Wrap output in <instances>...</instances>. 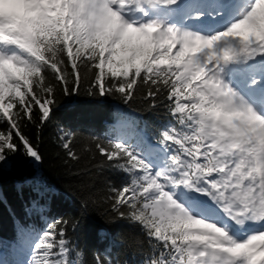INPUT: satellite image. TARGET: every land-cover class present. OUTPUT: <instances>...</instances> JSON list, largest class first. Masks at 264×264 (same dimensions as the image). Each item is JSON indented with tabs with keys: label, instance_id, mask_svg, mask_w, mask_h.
<instances>
[{
	"label": "snow or ice",
	"instance_id": "1",
	"mask_svg": "<svg viewBox=\"0 0 264 264\" xmlns=\"http://www.w3.org/2000/svg\"><path fill=\"white\" fill-rule=\"evenodd\" d=\"M82 68L101 95L168 102L155 135L124 117L95 145L132 176L112 206L144 230L143 264H264V0H0V166L21 147L41 160L22 123L54 115L49 74L68 93ZM66 223L25 264H82Z\"/></svg>",
	"mask_w": 264,
	"mask_h": 264
},
{
	"label": "trees",
	"instance_id": "2",
	"mask_svg": "<svg viewBox=\"0 0 264 264\" xmlns=\"http://www.w3.org/2000/svg\"><path fill=\"white\" fill-rule=\"evenodd\" d=\"M94 76V69L82 68L78 90L66 93L49 74L55 89L54 115L41 123L36 109L34 119L22 123L41 160L21 147L8 153L7 163L0 166V264H25L29 245L58 220L68 222L63 225L65 239L80 253L82 264H96L97 258L106 264H143L148 258L150 242L142 227L127 216L121 218L112 206L111 189L130 183L132 176L109 166L95 145L115 139L124 117L147 125L155 135L172 119L168 102L161 96L153 107L148 87L141 85L126 104L118 93L99 94ZM69 140L78 159L63 147ZM29 233L34 236L17 238Z\"/></svg>",
	"mask_w": 264,
	"mask_h": 264
},
{
	"label": "bare ground",
	"instance_id": "3",
	"mask_svg": "<svg viewBox=\"0 0 264 264\" xmlns=\"http://www.w3.org/2000/svg\"><path fill=\"white\" fill-rule=\"evenodd\" d=\"M12 217H13V216H11V218H12ZM7 219H8V218H7ZM38 227H39L40 229H43V228H44V226H39V225H38ZM18 236H19V237H18ZM18 236H17V238H20V237L23 238L24 236H26V237H32V236H34V235L31 234V233H29V234H27V235H26V234H23V236H22V234H20V235H18Z\"/></svg>",
	"mask_w": 264,
	"mask_h": 264
},
{
	"label": "rangeland",
	"instance_id": "4",
	"mask_svg": "<svg viewBox=\"0 0 264 264\" xmlns=\"http://www.w3.org/2000/svg\"><path fill=\"white\" fill-rule=\"evenodd\" d=\"M87 112V110H85Z\"/></svg>",
	"mask_w": 264,
	"mask_h": 264
}]
</instances>
